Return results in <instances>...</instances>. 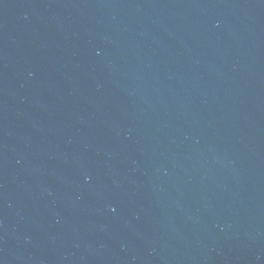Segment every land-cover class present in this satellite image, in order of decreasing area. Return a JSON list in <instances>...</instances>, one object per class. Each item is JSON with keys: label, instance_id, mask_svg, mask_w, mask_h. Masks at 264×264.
I'll list each match as a JSON object with an SVG mask.
<instances>
[{"label": "water", "instance_id": "water-1", "mask_svg": "<svg viewBox=\"0 0 264 264\" xmlns=\"http://www.w3.org/2000/svg\"><path fill=\"white\" fill-rule=\"evenodd\" d=\"M0 264H264V0H0Z\"/></svg>", "mask_w": 264, "mask_h": 264}]
</instances>
